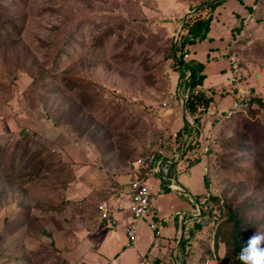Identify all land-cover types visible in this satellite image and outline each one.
I'll return each mask as SVG.
<instances>
[{"label":"rangeland","instance_id":"1","mask_svg":"<svg viewBox=\"0 0 264 264\" xmlns=\"http://www.w3.org/2000/svg\"><path fill=\"white\" fill-rule=\"evenodd\" d=\"M206 2L0 0L19 26L0 41V150L8 157L18 145V158L26 154L14 173H3L6 160L0 162V264H76L75 249H88V229L98 224L111 181L130 188L142 181L141 173L155 174L149 168L162 156L189 164L180 155L184 145L178 149L174 140L182 116L192 118L183 109V79L165 56L187 15ZM258 7L242 33H232L236 21L223 20L222 13L212 21L213 38L191 46L203 61L210 56L205 86H214L216 111L201 118V144L193 155L202 156L192 167L203 176L202 187L204 177L211 183L196 195L200 202L210 192L235 199L247 206L248 219L262 222L254 233H264V109L230 114L235 99L249 100L255 90L264 99V2ZM127 34L130 43L122 40ZM228 45L234 48L230 58L215 59ZM137 50L140 58L130 61ZM225 86L241 88L240 94ZM87 189L96 193L85 195ZM202 208L193 264H207L213 249L219 258L223 253L215 248L221 217L214 218L222 205L215 204L210 216L208 206Z\"/></svg>","mask_w":264,"mask_h":264},{"label":"crops","instance_id":"2","mask_svg":"<svg viewBox=\"0 0 264 264\" xmlns=\"http://www.w3.org/2000/svg\"><path fill=\"white\" fill-rule=\"evenodd\" d=\"M223 5L218 7L214 19L220 17L221 14L224 13L222 16L223 20L228 22V19L230 20V18H233L236 24L238 22L236 12L245 13L246 11L244 5L239 2L236 8L235 6L229 8ZM232 25V23H228L229 29ZM208 37L213 38L211 31ZM225 38H227L229 44V37L226 36ZM191 46L192 45L189 46L190 57L203 61L202 57H197V51L192 50ZM217 49L216 51L220 50L219 48ZM229 51L228 45V48L223 53H228ZM217 55L214 56L215 59H225ZM208 57L210 56L208 55ZM209 65L210 61L207 62L205 69L207 76ZM225 65L227 64L224 63L218 67L215 72H218V70L225 67ZM225 87L229 92L234 88V93L240 94L239 90L241 88L238 89V87L231 86V89H228L229 86ZM235 89H238L237 92H235ZM235 101L236 99L234 102ZM214 103V101L210 103L211 108L209 107V112L211 114L216 113L213 109ZM183 117L184 116H182V119L179 121V128L183 125ZM210 137L211 135L209 134L208 138L210 139ZM201 156L202 155L199 157L200 159ZM175 157H177V155H175ZM175 157L170 156L169 158H165L162 156L159 162L152 163L149 168L152 169L155 174H148V176H146V173L140 174L142 182L152 189V209L150 214L139 220L134 240L129 238L126 231L127 225L131 220V190L128 186L125 189L118 188L120 183L116 182L119 185H114V182L111 181L110 184L111 186L113 185V188H110L108 191V195L106 196L107 199L99 204L106 203L110 208V212L105 219V217L102 216V211L98 209L99 214L96 216V218L99 217L98 224L93 225L95 227L92 226L87 232L88 235L86 239H88V249L84 250V247L82 248L81 246L82 244L75 249V254L77 253L75 259L76 264H139L140 256L147 259L146 264H182L184 259H186V264L194 263L193 258L195 254H193L194 250H192V246L191 252L189 255H186L181 248L180 239L182 234L183 236L186 234V225H191L195 219L202 215L204 216V210L202 205H199V199L196 195H199V192L203 190L202 188L207 186V182L206 177H204L206 185L202 187L201 179L203 176L196 171L197 165L194 167H192L194 164L189 166L184 160H180L176 165L174 161H178V158ZM202 159L206 161V159ZM91 178L93 177H90V185ZM113 179L114 181L116 180L115 178ZM93 185L99 186V183L92 184V186ZM179 186L182 188L180 189ZM210 186L211 183L209 184V187ZM91 187L89 186L88 188ZM85 193V195H92L96 192L93 193L92 190L87 189ZM206 194L207 193H204V195ZM109 201L111 202L109 203ZM154 223L158 224L161 231V236L158 241L156 240L155 231L152 227ZM201 230L196 233L194 239L201 235ZM156 241L158 246H155ZM73 252L74 251H72V253ZM210 253L214 254V256L211 257L212 255L208 254L207 264L227 263L216 256L214 249L213 252ZM220 256H223V253H221Z\"/></svg>","mask_w":264,"mask_h":264},{"label":"trees","instance_id":"3","mask_svg":"<svg viewBox=\"0 0 264 264\" xmlns=\"http://www.w3.org/2000/svg\"><path fill=\"white\" fill-rule=\"evenodd\" d=\"M206 1L207 2L205 3V6L198 12L193 14L186 21L179 39L175 41V36L169 39L166 49L168 53L165 56V58L171 59L173 61L172 66L178 75V80H184L188 72H191L190 78L184 84V92L186 100V112L190 115L194 125L197 127V132L192 138V143L187 146L183 155V159H188L189 166L200 160L197 154L193 155V151L196 152L197 148H199L201 144V118L205 113L209 111L210 103L213 101V96L215 94V89L214 87L205 86V79L207 77L205 69L207 66V62L210 61V57H208L207 61H199L195 58H186V54L187 51H189L190 45L209 38L208 36L211 31V24L216 16L218 7L223 5L228 0ZM238 2L244 5L246 11L245 13L236 12L238 22L232 27V33H234L235 31L233 30L234 28L237 32H243L246 25V20L250 19L256 9H258V6H261V2H264V0H238ZM248 14L250 15L248 16ZM18 27L19 26L17 24V20L6 17L4 11H2L0 8V41L8 38L7 32L10 31V29H17ZM122 40H125L126 43L128 41V43L131 42L130 36L128 34L122 36ZM229 41L230 44L232 42H235L233 36L232 38H229ZM239 41L244 42L246 40L243 38ZM138 51L139 50L130 55V61H135L136 59L140 58V54L138 53ZM233 52L234 48H232L227 54H222V57L228 59L233 54ZM70 85H76L75 81L71 80ZM257 93L255 90V92L251 94L248 100L250 102V106L246 109H248L247 112L250 115H255L256 109H264V99L261 96L257 95ZM192 132L193 126L190 124L188 118L184 116L183 125L175 134L174 144L178 146H176L178 149L182 148V146L185 144L186 138ZM242 138L246 139L245 137ZM240 141L241 144L242 142H244L243 139ZM259 142L261 141L259 140ZM242 147L246 150L249 149L246 144ZM18 156H20L18 145H15L14 150L8 155V157L7 155H4V151L2 149L0 150V162L2 160V165L6 160L3 173L8 170L11 173H14L18 170L20 164L22 163L18 161H20L19 159L22 158L26 160V154L22 155L20 158H18ZM260 159L264 162L262 158ZM25 162L31 164V160ZM260 168H262V166H260ZM8 175H10V173ZM209 180V177H206L208 187L210 184ZM260 184L264 185V170L262 171L259 185ZM205 197H207V201L204 204L208 206L209 216L211 213V208L215 204L219 203L220 206L222 205V212L220 215L221 220L218 223L217 228L215 229V239L217 240L215 248L216 250L222 249L223 251V256H220L221 260L224 262H230L232 264H244V262L240 259L241 252L246 247L248 239L254 234L257 225L261 224L262 222L257 223L253 219H248L245 214L247 206L242 203L235 202V199H226L221 195L211 192L209 196L205 195ZM203 219L204 216L202 215L199 218L195 219L193 224L186 225V234L183 236L180 243L181 248L186 255H189V253L191 252V245L194 241L196 233L202 229ZM185 260L186 259L182 261V264H186Z\"/></svg>","mask_w":264,"mask_h":264},{"label":"built area","instance_id":"4","mask_svg":"<svg viewBox=\"0 0 264 264\" xmlns=\"http://www.w3.org/2000/svg\"><path fill=\"white\" fill-rule=\"evenodd\" d=\"M245 97V95H244ZM247 98V97H246ZM248 99H238L234 102L232 106V110L230 111V114L237 111V110H242L243 108H247L248 106ZM209 142V138H208ZM209 147L206 148L205 152L208 153ZM144 159L140 158L138 160V163L144 164ZM131 190V220L129 224L127 225V235L129 238L134 240L135 238V233L137 229V224L139 220L150 214L151 209H152V196L153 192L152 189L149 186H146L142 181L135 180L131 183L130 186ZM207 201V197H204L202 201H199V205L201 206L202 203H205ZM100 210L102 211V216L107 217L108 213L110 212V208L106 203L101 204ZM220 215H214V218L219 217ZM155 235H156V240L158 241L159 237L161 236V231L158 227V224L154 223L152 225ZM155 243V246H158V243ZM147 259L145 257L140 256V263L139 264H146Z\"/></svg>","mask_w":264,"mask_h":264},{"label":"clouds","instance_id":"5","mask_svg":"<svg viewBox=\"0 0 264 264\" xmlns=\"http://www.w3.org/2000/svg\"><path fill=\"white\" fill-rule=\"evenodd\" d=\"M264 241V233H254L242 250L240 259L244 264H264V248L259 245Z\"/></svg>","mask_w":264,"mask_h":264},{"label":"water","instance_id":"6","mask_svg":"<svg viewBox=\"0 0 264 264\" xmlns=\"http://www.w3.org/2000/svg\"><path fill=\"white\" fill-rule=\"evenodd\" d=\"M212 1H216V0H212ZM201 7H202V6H198V7H197L195 10H193L189 15H187L186 18H188V16H191V15L195 14L196 12H198V11L201 9ZM180 31H181V30H180ZM179 37H180V32H179V34H178L177 37H176V41L179 39ZM190 76H191V72H188L187 76H186V77L184 78V80H183V83H184V84H185L186 81L190 78ZM184 84H183V85H184ZM183 109H184L185 112H186V100H183ZM189 122H190V124L193 126V132H192V133L190 134V136H189V141H190V140H192V138H193L194 135L196 134V132H197V127L194 125L193 120H189ZM187 145H188V141L185 142L184 147H183V150H182V152H181L180 155H182V154L184 153V151H185ZM182 238H183V234H182V236H181L180 242H181Z\"/></svg>","mask_w":264,"mask_h":264}]
</instances>
